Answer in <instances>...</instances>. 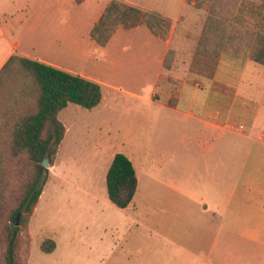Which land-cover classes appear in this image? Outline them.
Listing matches in <instances>:
<instances>
[{
	"label": "rangeland",
	"instance_id": "1",
	"mask_svg": "<svg viewBox=\"0 0 264 264\" xmlns=\"http://www.w3.org/2000/svg\"><path fill=\"white\" fill-rule=\"evenodd\" d=\"M211 1L187 0L178 31L197 34L199 40ZM241 1L231 3L233 18ZM178 2L171 0L172 5ZM168 13L174 17L177 12ZM244 14L242 23L237 19L234 23L245 31L254 30L250 13ZM165 17L171 22L168 37L174 21ZM191 18L195 26L185 25ZM230 50L235 51L228 49L220 59L219 90L213 91L208 105L217 111L215 118L208 119L218 126H189L182 120L181 126L174 122L170 126L162 119L148 128L146 122L131 118L130 107L121 112L119 138L131 149L139 178L137 194L125 209L109 199L103 172L107 164H84L92 154L76 142L83 136L81 129L94 127L93 112L70 104L71 113L65 111L60 117L69 127L60 159L73 156L81 164L56 168L48 161L43 193L29 230L23 231L26 264H264V118L252 126L253 113L242 109L244 99L239 96L231 102L233 90L226 84L236 88L239 72L222 62ZM172 56L168 68L174 64L175 51ZM263 76L264 70L250 69L239 91L244 87L259 101ZM2 99L0 113L6 105ZM260 113L264 117V104ZM151 161L155 164H147ZM8 212L0 210V225L13 222ZM48 237L57 243L50 253L40 247ZM3 250L0 246V254Z\"/></svg>",
	"mask_w": 264,
	"mask_h": 264
},
{
	"label": "crops",
	"instance_id": "2",
	"mask_svg": "<svg viewBox=\"0 0 264 264\" xmlns=\"http://www.w3.org/2000/svg\"><path fill=\"white\" fill-rule=\"evenodd\" d=\"M124 1L171 18L174 22L170 35L163 39L147 25L140 24L132 28L119 27L106 45H99L91 31L109 0H0V71L10 57L17 54L100 83L102 101L89 110L93 112L96 123L94 127L91 125L81 129L83 136L80 138L84 139L78 138L76 142L82 146L83 152L87 150L92 154V159L84 164H107L103 168L106 176L118 152L126 154L133 161L138 176V163L118 134L121 131L118 124L121 112L127 107L132 112L131 118L146 122L148 128H155L162 119L170 126L173 122L181 126L180 120L188 122L189 126L198 123L206 127L218 126L208 119L217 116V111L210 110L208 105L212 103L213 91L219 90L217 72L220 66L211 80L190 72L198 36L178 31L179 23L184 20L182 12L188 4L187 0H179L176 5H172L171 0ZM170 9L176 10L174 17L168 13ZM194 22L191 18L186 20L185 25H194ZM170 49L175 51L176 57L173 66L168 68L165 62ZM223 59L222 62L226 61L231 70L239 72L236 88L228 82L226 84L233 90L231 102L234 103L239 96L244 99L242 109L250 116L253 113L254 126L258 120H263L260 118H264L260 113L264 104V88L259 101L243 90L244 87H241V92L239 88L250 69L259 72L264 67L250 64L254 61L247 46L239 54L234 50L228 51ZM198 103L201 107H196ZM70 104L60 111L59 118L65 111L71 113L68 111ZM208 109L209 113L206 112ZM75 112L78 114L77 110ZM62 122L66 132L54 163L56 168L59 164H81L73 156L63 161L60 159L69 133L68 125ZM205 208L208 206L205 205Z\"/></svg>",
	"mask_w": 264,
	"mask_h": 264
},
{
	"label": "trees",
	"instance_id": "3",
	"mask_svg": "<svg viewBox=\"0 0 264 264\" xmlns=\"http://www.w3.org/2000/svg\"><path fill=\"white\" fill-rule=\"evenodd\" d=\"M232 1H211L190 67V72L202 79L214 78L223 53L230 48L239 54L244 47L251 46L250 58L264 67V1L242 0L235 18ZM245 11L253 18L254 30L245 31L234 23L236 19L243 21ZM140 24L163 39L171 26L170 20L158 11L111 0L91 35L99 45H106L118 27ZM173 53L170 49L166 67L171 65L167 62ZM0 89L1 102L6 104L0 113V210H8V218L13 220L0 225V246L4 248L0 264L1 259L2 264H26L22 258L23 231L29 230L44 190L43 178L48 172L44 159L47 156L50 165H54L66 132L59 113L70 102L94 108L102 101L103 93L100 83L94 80L17 54L0 71ZM106 184L108 196L117 207L125 208L132 202L138 176L126 154H115ZM19 213L21 224L16 226L14 221ZM56 246L52 237L45 238L40 245L47 253Z\"/></svg>",
	"mask_w": 264,
	"mask_h": 264
},
{
	"label": "water",
	"instance_id": "4",
	"mask_svg": "<svg viewBox=\"0 0 264 264\" xmlns=\"http://www.w3.org/2000/svg\"><path fill=\"white\" fill-rule=\"evenodd\" d=\"M44 165L45 166H47L48 165V157L46 156L45 157V159H44ZM20 213L16 216V218H15V221H14V224L16 225V226H18L19 225V218H20Z\"/></svg>",
	"mask_w": 264,
	"mask_h": 264
}]
</instances>
